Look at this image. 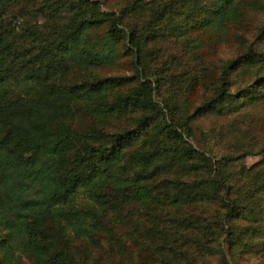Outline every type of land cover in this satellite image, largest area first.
I'll list each match as a JSON object with an SVG mask.
<instances>
[{"label": "trees", "instance_id": "trees-1", "mask_svg": "<svg viewBox=\"0 0 264 264\" xmlns=\"http://www.w3.org/2000/svg\"><path fill=\"white\" fill-rule=\"evenodd\" d=\"M184 2L195 5L160 0L139 30L125 31L120 15L91 0H0V264H21L22 257L33 264H85L82 253L89 255L100 237L114 244L117 215L128 203L154 208L212 197L224 203V220L238 212L245 190L237 192L222 164L252 150L210 156L185 136L193 134L198 111L229 97L230 70L264 57L252 47L264 24L248 49L222 62L213 95L175 121L164 110L175 104L154 100L159 80L146 72L143 55L147 30ZM238 7L237 0H212L193 11L198 23L216 27L237 18ZM118 63L132 72L94 74ZM256 81L238 98H264V76ZM127 111L139 113L133 124L104 130ZM81 113L91 121L84 127L75 120ZM190 239L178 257L197 260L208 247Z\"/></svg>", "mask_w": 264, "mask_h": 264}, {"label": "rangeland", "instance_id": "rangeland-1", "mask_svg": "<svg viewBox=\"0 0 264 264\" xmlns=\"http://www.w3.org/2000/svg\"><path fill=\"white\" fill-rule=\"evenodd\" d=\"M91 1L101 11L120 15V27L125 31L131 27L139 30L160 3V0ZM211 2L194 0V7H188L186 2L178 4L147 30L149 39L143 65L148 74L159 80L153 93L155 102L163 107L167 101L175 104L173 108L164 107L167 117L172 116L175 121L213 95L222 62L248 49L259 26L264 24V0H237V18L225 26H204L198 23V14L193 10L207 9ZM37 17L38 22L44 20L42 14ZM252 47L264 55V36ZM131 72L125 63L94 70L96 75ZM259 76H264V57L231 69L229 97L209 110L198 111L191 119L193 134L185 136L194 147L210 156L225 153L230 157L245 149L252 150L240 159L222 164L237 192L245 190L238 212L229 213L224 220V203L212 197L198 200L196 205L174 201L156 204L154 208L124 204L113 228L114 244L107 237H100L97 243L88 246L89 255L82 253L83 258L87 257L85 264H264V98L254 101L238 98L241 92L253 90ZM138 114L127 111L114 116L103 124L104 130L131 125ZM75 120L78 127L91 122L82 113ZM155 128L156 125L151 127L150 132ZM108 216L114 218V214ZM208 219L217 227L209 225ZM218 230L222 235L216 233ZM185 237L200 239L208 247L197 260L178 257L187 247ZM220 247L226 262L220 257ZM21 264L33 262L22 257Z\"/></svg>", "mask_w": 264, "mask_h": 264}]
</instances>
